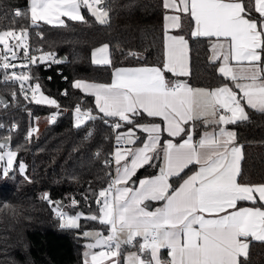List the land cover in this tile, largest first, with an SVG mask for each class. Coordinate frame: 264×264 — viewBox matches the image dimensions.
Here are the masks:
<instances>
[{
    "label": "snow or ice",
    "instance_id": "obj_1",
    "mask_svg": "<svg viewBox=\"0 0 264 264\" xmlns=\"http://www.w3.org/2000/svg\"><path fill=\"white\" fill-rule=\"evenodd\" d=\"M163 7L178 13L165 15L166 32L182 30L187 18L190 37L210 42V60L220 63L217 71L227 82L193 88L179 79L191 74L189 40L184 35H166L163 68H116L111 83L76 80L73 87L94 97L96 112L78 103L75 126L100 120L117 133L112 158L104 162L111 167L114 161L115 171L107 174V187L95 194V213L72 214L48 193L43 198L55 204L61 228L80 229L81 219L107 226V235L98 230L79 232L91 241L85 244L83 264H120L123 246L138 249L128 253L125 264H244L241 257H248L249 238L264 242V206H237L241 201L264 202V183L239 182L241 149L234 144L237 133L226 126L249 122V109L264 114V0H163ZM82 9L102 25L109 22L105 0H30L27 11L16 9L11 26L0 30V84H17L26 99L30 90L36 104L59 109L55 99L41 92L39 77L31 71V65L47 61L50 54L31 55L26 40L29 28L39 27L41 21L66 27L61 17H67L87 23ZM19 20L29 21L28 26L17 28ZM53 62L64 61L53 58ZM92 62L112 65L110 45L95 48ZM164 70L177 79H167ZM30 81L34 86L29 83L25 88ZM12 98H17L16 91ZM8 106L0 97V107ZM145 115L160 118L161 123H140ZM197 122L212 130L194 140ZM137 131L146 133V138ZM163 132L181 137L182 142L162 143ZM17 156L11 136L0 138V162H4L0 179L10 178ZM145 166L159 167V173L140 179L137 186L134 177ZM190 166L198 170L174 187L170 179L180 178ZM24 169L19 162V170ZM88 199L84 197L85 202ZM70 200V210L79 206L75 198ZM152 202L161 206L151 210ZM97 248L101 250L92 251ZM161 249L168 250L169 260L161 258Z\"/></svg>",
    "mask_w": 264,
    "mask_h": 264
},
{
    "label": "trees",
    "instance_id": "obj_2",
    "mask_svg": "<svg viewBox=\"0 0 264 264\" xmlns=\"http://www.w3.org/2000/svg\"><path fill=\"white\" fill-rule=\"evenodd\" d=\"M29 0H0V30L11 26L15 8L27 11ZM110 11L107 24L98 23L86 9H82L87 23L64 18L65 26L47 24L30 27L27 44L29 50L48 49L64 56L62 73H55L43 81V89L61 99L65 104L83 102L92 105L93 97L73 87L78 79L109 82L114 68L121 65H157L164 62V13L163 0H105ZM183 29L175 31L185 35L190 47V76L182 77L189 85L212 88L227 81L218 73V64L210 60V42L206 38L190 37V21L185 18ZM29 21L19 20L17 28L27 27ZM110 45L112 65H96L92 62L93 48ZM135 53L136 55H130ZM166 76L171 73L164 71ZM65 88L67 95H62ZM13 85L0 84V97L6 98L8 107H0V122H15L11 131V147L18 150L14 171L10 178L0 179V264H83L85 240L79 235L84 230L97 229L107 232V226L88 219L80 220V229L61 228L55 204L43 198L48 193L52 201L64 200V210L89 215L97 211L95 194L107 186L108 173L113 166L106 167L116 147V132L100 120L86 122L77 128L71 111H62L54 121L43 124L31 136H26L33 115H42L50 107L28 101L17 93L12 98ZM249 122L229 125L237 133L241 144V183H264V114L248 110ZM159 121L160 118L145 117L142 122ZM189 127L191 125L189 124ZM205 127L197 122L194 137L198 138ZM120 129L118 131H123ZM89 131L92 135L89 136ZM183 135V134H181ZM5 132L0 133V138ZM141 138L143 134L140 135ZM165 137L180 142L181 137ZM99 153V155H97ZM19 162L25 170H19ZM157 165L161 161L155 162ZM195 167L186 169L180 178H171L176 187ZM159 167L145 166L137 171L134 180L155 174ZM89 199L85 202L84 197ZM70 198L79 201V206L70 210ZM238 204L264 206L263 202L241 201ZM136 249L123 246L122 254ZM244 264H264V242L249 240L248 257H241ZM120 264H125L120 259Z\"/></svg>",
    "mask_w": 264,
    "mask_h": 264
},
{
    "label": "built area",
    "instance_id": "obj_3",
    "mask_svg": "<svg viewBox=\"0 0 264 264\" xmlns=\"http://www.w3.org/2000/svg\"><path fill=\"white\" fill-rule=\"evenodd\" d=\"M18 9V8H15L14 11ZM29 53L31 55H34L36 57H39L41 55H46V54H50V57L47 61H44V62H38L37 64H34V65H31V71L32 73L35 74V76L39 77V83L41 85V92L49 97V98H52V99H55L57 101V103L59 104V109L54 106V105H48V104H42V105H46L48 107H50V111L45 113V114H42V115H33L32 117V122L30 123L29 127H28V130H27V133H26V136H29L28 133L29 131L33 133L37 132L39 129H40V125L38 124L37 122V119L41 116H45V120H44V124L45 123H49V122H52L53 120L51 119V117L53 115H55V118L62 112V111H71L73 113V122L76 123L75 121V112H74V108L76 107V105L78 104V102H75V103H72V104H65L62 102L61 99L57 98L56 96H54L53 94H50V93H47V91H45L43 89V81L45 79H49V77L51 78L53 76V74L55 73H62V78L65 79L67 77V75L65 73L62 72V66L60 64H57V63H54L53 62V58L55 60H62V57L59 56L58 54L48 50V49H43V48H36L35 50H29ZM20 55L21 57L23 56V49L20 50ZM26 62V61H25ZM31 83L33 86L35 84V81H30L28 83H26L24 85L25 88H28V84ZM12 84V83H11ZM13 85V89H12V92L13 91H16L17 93L23 95L25 97V95L23 93H21L19 91V86L17 84H12ZM65 91V88L62 89V93ZM28 98L27 100L32 102V103H35L34 100L31 99L32 97V93L31 91L29 90L28 93ZM65 96V95H64ZM37 98H39V93L37 94ZM83 107L86 109L88 107H92V105H83ZM95 113V112H94ZM0 124H3L4 125V128H0V133L2 131L5 132V136H9V131L8 129L9 128H12L13 125H15V122H10V123H5V122H0Z\"/></svg>",
    "mask_w": 264,
    "mask_h": 264
},
{
    "label": "crops",
    "instance_id": "obj_4",
    "mask_svg": "<svg viewBox=\"0 0 264 264\" xmlns=\"http://www.w3.org/2000/svg\"><path fill=\"white\" fill-rule=\"evenodd\" d=\"M29 2H30V0H29ZM174 14H178V13H176V12H174V11H172V10H167L166 9V12L164 13V30H165V24H166V21H165V15H174ZM64 18L65 17H61V19H63L64 20ZM53 24H57L56 22H54ZM176 30V28H168L167 29V32H166V30L164 31V60H165V43H166V35H183V34H181V33H178V32H176L175 31ZM185 36V35H184ZM99 46H101V45H99ZM99 46H97V47H95V48H98ZM95 48H93V50L95 49ZM93 50H92V52H93ZM92 52H91V58H92ZM210 57H212V52L210 51ZM164 63V62H163ZM233 64H235V62H233ZM144 66H148V67H153V66H155V67H160V66H157V65H145V64H140V65H121V66H117L116 68H136V67H144ZM220 67V63L218 64V68ZM116 68H114V70L116 69ZM161 68H163V66L161 67ZM165 71V70H164ZM114 72V71H113ZM171 73V72H170ZM165 76H166V74H165ZM166 78L167 79H169V80H176L177 79V77H174L173 76V74L171 73V75L170 76H166ZM112 79H113V74H112V78H111V80L109 81V82H98V81H90V80H85V81H89V82H95V83H111L112 82ZM179 79H181V80H184L182 77H179ZM78 80H84V79H78ZM185 81V80H184ZM75 82V81H74ZM220 86V85H219ZM230 86H231V84H230ZM193 87V86H192ZM215 87H217V86H215ZM215 87H212V88H215ZM193 88H208V87H204V86H195V87H193ZM93 101H94V97H93ZM142 123H161V122H159V121H152V122H142ZM189 124L191 125V122H189ZM226 127H228L229 128V130H232V131H234L233 130V128H231L230 126H226ZM126 130V129H125ZM125 130H123V131H125ZM212 129L211 128H204V129H202V131L200 132V134H199V137L198 138H195L194 137V140H198L199 138H200V135L201 134H203L205 131H211ZM164 134H168L167 132H163ZM162 133V134H163ZM141 134H143V137H142V139L143 138H146V136H147V134L146 133H142V132H140V131H137V135H141ZM169 135V134H168ZM186 138V137H185ZM161 139H162V135H161ZM169 139H171V138H169V137H165L164 138V140H163V142L164 141H166V140H169ZM172 141H173V143H175V144H179V143H181L182 141H180V142H175L173 139H171ZM234 144H235V146H237V147H239L240 149H241V159H240V161H239V166H241V160H242V156H243V150H242V146H241V144L240 143H238L236 140L234 141ZM115 149V148H114ZM114 151V150H113ZM114 162V161H113ZM161 163H162V161H161ZM198 170V167H195V169H193L188 175H186L183 179H186L187 178V176H189V175H192L195 171H197ZM114 171H115V165H114V170H113V174H114ZM159 173V171L157 172V173H155V174H152V175H148V176H143V177H140L139 179H137L136 180V183H137V186H138V182H139V180L140 179H144V178H147V177H151V176H155V175H157ZM183 179L180 181V183H182L183 182ZM179 183V184H180ZM179 184L176 186V187H179ZM258 184V183H257ZM107 187V186H106ZM258 195V194H257ZM264 203V202H263ZM159 206H161V204H160V202H152V205H151V210H154L155 209V207H159ZM238 208H241V207H262V206H259V205H251V204H243V205H241V204H238V206H237ZM205 215V217L206 218H213V217H210V215L208 214V213H205L204 214ZM91 230H97V229H91ZM107 234V232L104 234V235H106ZM249 240H250V238H249ZM85 248V247H84ZM83 248V249H84ZM138 250H136V249H131V250H128V251H126V252H124L123 254H122V256H121V258L124 260V262H125V258L127 257V255H128V253H130V252H137ZM160 255H161V258L162 259H164V260H169L170 259V257L168 256V250L167 249H161V252H160ZM120 258V259H121ZM85 259V257H84V254H83V260ZM107 263V262H106Z\"/></svg>",
    "mask_w": 264,
    "mask_h": 264
},
{
    "label": "rangeland",
    "instance_id": "obj_5",
    "mask_svg": "<svg viewBox=\"0 0 264 264\" xmlns=\"http://www.w3.org/2000/svg\"><path fill=\"white\" fill-rule=\"evenodd\" d=\"M26 43H27V40H26ZM0 48H2V45H0ZM45 116L43 115V116H41V117H39L38 119H37V122H38V124L40 125V126H42L43 124H44V120H45ZM14 150V149H13ZM15 162V161H14ZM3 163L4 162H0V166H3ZM24 164V163H23ZM25 165V164H24ZM25 170V169H24ZM60 222H61V220H60ZM107 235V234H106ZM85 248L83 249V254H84V252H85ZM101 249H93L92 251H100ZM107 264V263H106Z\"/></svg>",
    "mask_w": 264,
    "mask_h": 264
},
{
    "label": "water",
    "instance_id": "obj_6",
    "mask_svg": "<svg viewBox=\"0 0 264 264\" xmlns=\"http://www.w3.org/2000/svg\"><path fill=\"white\" fill-rule=\"evenodd\" d=\"M62 58H64V56H62ZM4 100H6V98H4ZM6 137H7V136H6ZM135 181H136V180H135ZM56 201H60V202H62V204H64V200H56ZM88 242H91V241L85 239V240H83V241L81 242V244H82V246L85 247V244L88 243ZM97 249H99V248H97Z\"/></svg>",
    "mask_w": 264,
    "mask_h": 264
}]
</instances>
